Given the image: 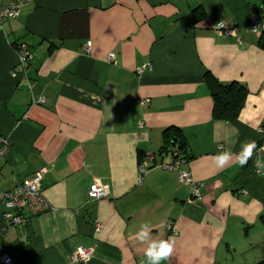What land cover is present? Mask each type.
<instances>
[{
    "label": "crops",
    "instance_id": "crops-1",
    "mask_svg": "<svg viewBox=\"0 0 264 264\" xmlns=\"http://www.w3.org/2000/svg\"><path fill=\"white\" fill-rule=\"evenodd\" d=\"M197 7L205 19L195 23ZM253 12L264 25V0H23L16 17L0 22V136L8 142L0 191L43 171L52 209L13 226L0 203L1 249L16 264H79L70 260L79 246L92 248L88 264H142L133 234L147 222L153 238L174 240L162 264L260 260L264 176L254 160L264 159V48L249 26ZM223 22L236 32L217 33ZM20 44L31 53L23 65ZM146 63L152 68L136 74ZM206 73L246 88L233 121L213 117ZM166 129L179 136L166 139ZM251 140L257 150L246 166L215 167L219 145L235 154ZM181 142L180 169L204 184L199 201H188L177 170L161 167ZM93 182L108 197L89 200Z\"/></svg>",
    "mask_w": 264,
    "mask_h": 264
},
{
    "label": "built area",
    "instance_id": "built-area-1",
    "mask_svg": "<svg viewBox=\"0 0 264 264\" xmlns=\"http://www.w3.org/2000/svg\"><path fill=\"white\" fill-rule=\"evenodd\" d=\"M23 5V0H13L7 5H0V22L6 18L16 17L20 8ZM250 29L255 33H261L262 25L260 21V15L257 12H253L250 15ZM215 30L219 34L230 35L236 32V28L232 23L223 22L215 26ZM91 43L87 42L85 51L90 50ZM17 55L19 64L23 65L31 59V53L25 44H20L17 47ZM109 62H115V54L109 53L107 55ZM152 68L151 63H146L135 69L136 74H141L145 70ZM42 99H40L41 101ZM148 102L147 98H142L140 104L144 105ZM264 132V128L260 129ZM262 147H264V141H262ZM219 149H223L222 145L218 146ZM8 151L7 138L0 136V158L4 157ZM175 160L172 163L161 164V167L168 170H177V181L180 184H187L190 186L189 202L199 201L202 198L201 189L204 184L201 181L196 180L190 171L180 169V166L186 162V158L181 154L179 150H174ZM153 156L149 155L139 166V182L142 180L147 166L152 162ZM42 173L43 171L36 172L32 177L23 180L19 185L13 187L7 191H0V203L3 205L4 210L2 217L8 221L10 225L20 226L23 225L29 217L37 216L45 211L51 210L52 206L44 198L42 194ZM88 199L98 200L106 198L109 195L107 187L100 185L97 182H93L88 189ZM23 211L28 213V216L22 214ZM96 230L101 228L99 222L95 223ZM168 228L172 229L171 225ZM92 259V248L90 247H77L70 254V260L73 263L88 264ZM0 264H16L15 259L3 251L0 247Z\"/></svg>",
    "mask_w": 264,
    "mask_h": 264
},
{
    "label": "clouds",
    "instance_id": "clouds-1",
    "mask_svg": "<svg viewBox=\"0 0 264 264\" xmlns=\"http://www.w3.org/2000/svg\"><path fill=\"white\" fill-rule=\"evenodd\" d=\"M257 143L254 140L245 141L241 145L239 153H232L230 148L218 150L211 159L218 170L235 163L240 167L248 164L256 155ZM264 151V149H261ZM254 167L257 174L264 176V159L257 157L254 160ZM152 226L147 223H141L137 232L133 234L136 241L144 245V261L142 264H162L163 261L169 259L174 251V240L169 237L168 239H155L151 236Z\"/></svg>",
    "mask_w": 264,
    "mask_h": 264
},
{
    "label": "trees",
    "instance_id": "trees-1",
    "mask_svg": "<svg viewBox=\"0 0 264 264\" xmlns=\"http://www.w3.org/2000/svg\"><path fill=\"white\" fill-rule=\"evenodd\" d=\"M192 19L195 23L205 19V13L201 7H197L192 11ZM258 44L260 47L264 48V31L261 32ZM205 81L208 84L213 99V117L216 119L233 121L242 108L244 99L247 95L246 88L236 82L222 85L209 73L205 74ZM169 131H171V129L164 130L163 135L166 139L169 138V136L171 138L179 136L176 131H174V135H170ZM178 150L187 158L185 155L186 146L183 142L180 143ZM259 221L264 225V209H262L259 215ZM252 264H264V256Z\"/></svg>",
    "mask_w": 264,
    "mask_h": 264
},
{
    "label": "rangeland",
    "instance_id": "rangeland-1",
    "mask_svg": "<svg viewBox=\"0 0 264 264\" xmlns=\"http://www.w3.org/2000/svg\"><path fill=\"white\" fill-rule=\"evenodd\" d=\"M262 238V237H261ZM260 238V239H261ZM261 242H264V239H262V241ZM247 243H249V241L247 242ZM258 248V246H255V245H253L250 249V252H252V251H256L255 249H257ZM249 253V252H248Z\"/></svg>",
    "mask_w": 264,
    "mask_h": 264
}]
</instances>
